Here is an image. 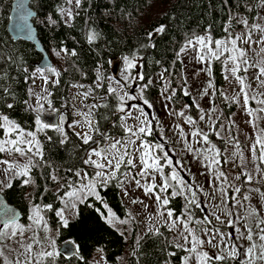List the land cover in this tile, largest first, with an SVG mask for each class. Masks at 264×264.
I'll use <instances>...</instances> for the list:
<instances>
[{
    "label": "trees",
    "instance_id": "trees-1",
    "mask_svg": "<svg viewBox=\"0 0 264 264\" xmlns=\"http://www.w3.org/2000/svg\"><path fill=\"white\" fill-rule=\"evenodd\" d=\"M258 3L259 0H82L81 7L76 9L74 3L69 6L66 0H30V7L36 13V18L33 19L34 26L49 56L61 48H66L69 52V55L61 52L65 63L63 70L60 71V83L55 87L51 83L47 85L52 93L49 96L51 101L49 111L66 110L69 106L70 88L73 85L86 86L92 89L97 97H107L99 104L106 102L109 107L95 109L93 114L100 132L112 137L123 136L124 132L120 127L118 111H116L117 100L114 96H108V86L105 81L104 87L96 86L97 76L109 77L112 59L117 57L121 60L126 56L138 54L141 59L138 73H143L145 76L144 81H137L139 87L149 79L152 81L145 89V98H149L152 102L160 95L164 83L169 82L170 89H176V95L170 100L171 104L175 107L188 105L189 116L194 118L198 108L193 104L191 95L183 94L182 88H187V84L184 83L183 64L176 53L185 39L193 33L204 35L207 30L214 38H222L226 35L223 28L233 16L247 18L249 23H255L259 14ZM11 6L12 0H0V70H6L8 74L6 79L0 80V86L9 87L10 91H14L15 99L11 96L0 99V112L7 114L21 128L28 131L35 128L37 113L24 103L28 100L31 104L28 88L32 86V81L29 80L25 84L26 74L22 68L27 67L30 72L34 71L41 54L31 43L15 41L8 34L7 23ZM61 7L73 9L74 19L71 26L61 19L59 12ZM248 8H252L253 11H248ZM48 17L56 23H50ZM161 24L166 26V30L164 34L154 36L155 47L140 48L142 43H148L147 32ZM232 27L236 33L244 29L242 24L234 20ZM89 31L99 33L92 44L87 41ZM71 51H75L77 55L71 56ZM211 71L216 89L212 102L221 110V116L215 126L221 132L223 119H228L235 112L236 105L226 101L224 95H221L226 84L223 65L220 62H213ZM0 95H3L2 88ZM5 102L13 103L14 108L7 109L4 106ZM65 132L68 134L66 144L59 143L61 136L53 129H46L40 136L44 160L47 163L40 162V166L32 169L30 175L35 181L34 186H24L22 184L24 178L21 177L12 180L11 188H4L1 191L7 202L21 212L20 224L31 223L27 217L31 215L32 203L52 204L53 209L63 207L54 194L59 189V185L50 178L49 174L53 170L55 175L68 181H75L77 178L66 169L87 170L83 159L90 145H84L75 133L68 129H65ZM214 134V131L208 134L209 138H214ZM3 137V130H0V139ZM48 137H51V140ZM95 138L101 139V136L94 135ZM216 141H219L220 147H224L221 139ZM49 164L51 168L48 167ZM64 182L65 180L62 179L61 183ZM45 188L48 189L46 192ZM98 191L117 218L121 220L128 218L121 189L115 186V181L106 188H98ZM41 195H43L42 201ZM184 203V199L177 196L171 199L168 208L173 210L174 216H180ZM97 208L107 214V209L94 197L79 203L76 209L78 215L68 220L67 227L62 226L55 211L43 213L52 230L49 235L56 240L57 250L62 243L71 241L74 242V246H78L77 252L81 256L66 258L60 255L56 259V264H89L97 249L101 250L106 264H118L120 259H123L125 264H165L166 261L168 264H182L185 251L175 247L171 233L165 226L159 228L162 235L147 232L137 238L135 233L127 240L104 222L96 211ZM191 209L193 215L200 213L194 205Z\"/></svg>",
    "mask_w": 264,
    "mask_h": 264
},
{
    "label": "snow or ice",
    "instance_id": "snow-or-ice-1",
    "mask_svg": "<svg viewBox=\"0 0 264 264\" xmlns=\"http://www.w3.org/2000/svg\"><path fill=\"white\" fill-rule=\"evenodd\" d=\"M73 3L75 8L79 9L82 5V0H66V4L69 6L73 5ZM258 7L264 8V0H259ZM248 11H253V9L248 8ZM59 12L65 24L71 26V22L74 19L73 9L71 7H61ZM78 14L77 12L76 15ZM256 18L264 19V17H260L259 14H257ZM48 20L52 24L56 23L51 17H48ZM233 20L238 24H242L245 31L237 34L232 27ZM165 30L166 26L161 24L147 32L146 39L148 43H142L140 48L155 47L154 36L156 34H164ZM223 32L226 33V35L222 38H214L207 30L204 35L193 33L192 36L185 39L176 55L177 58H180L189 51L194 52L195 55L193 59L197 63L207 65V67L199 69L196 74L198 75L199 72H205L209 77L212 75L211 66L213 62H220L223 65V71L225 73L224 79L229 80L232 78L239 84L240 94H242V103L240 96H224V99L231 103H241V107L246 108L249 99L255 100L256 97L250 95L249 90L251 89V84L247 83L249 78L246 75H240V73H248L250 68L257 69L254 78L259 82V86L264 87V60L255 64L250 63L247 50L241 47V45H248L249 49L253 44L257 46L264 45V24L249 23L247 18H237L233 16L224 26ZM254 32L260 33L258 39H253ZM98 36L99 33L89 31L87 35L88 43H94ZM61 52L65 55H69L66 48H61L56 52V55L59 56ZM260 53H264V47H260L257 55ZM70 55L74 57L77 53L71 51ZM137 60L138 54H134L131 57H124L125 75L122 81H112L107 87L108 96H114L117 100L116 111L124 114L119 117L121 121L120 127L124 132V138L112 137L106 133H101L99 127H97L96 121L91 119L92 109L109 107L106 102L103 104H92L89 107L88 113H78L83 116L84 124L87 126L88 131L83 133L76 132L75 135L84 145H95L87 150V155L83 159V164L93 168L94 171L89 173L83 168L66 169V171L72 172L74 177L77 178L75 181H68L63 177L55 175V170H53V172L49 174L50 178L59 185V189H57L54 194L57 199L61 201L63 207L53 209L52 204L32 203L31 215L27 217L31 223L28 225L20 224L17 214L11 209H5L3 212H0V261H2V264H56V259L61 253L56 248L55 238L49 235L52 230L49 228L43 213L55 211V215L59 217L62 226L67 227L69 221L65 213L71 212L74 215H78L75 211L77 209V204L83 203L89 197H94L96 201L107 209V214L101 212L99 208H97L96 211L110 227H115L116 224H127V220H120L117 218L112 209L108 207L107 203L104 201L100 191H98V188H106L113 181H115V186L121 189L124 196L129 195L124 185L134 182L135 187L142 189L145 196L150 195V198L154 197V203L157 205L159 215L161 217L166 216L164 220L165 226H167L169 231L177 230L178 238L182 239L184 242L183 244L175 245V247L182 248L189 254L183 258L184 264H188L193 258L196 264H213L214 261L217 262V264H221V262L225 261H237L238 264H258V262L264 264V226H262L264 225V218H261L255 226L258 231H254L247 223L243 225L244 230L242 231L241 227L237 226L241 219L239 216H237L236 220L229 219L227 221V226L234 229L233 233L225 234L221 232L219 228H201L200 231L207 237V240L201 239L200 236L196 234V229L189 227V224L193 223L191 206L194 205L196 208H201V203L196 199V191L192 190L191 185L187 183L177 171V165L183 168L182 162L179 160L174 162L172 157L169 156V152L165 150L163 144H153L151 141L144 139L152 135V122L156 120L155 116L150 120L148 118V113L145 112L144 108L139 104H131L130 108L126 107L129 101L134 100H141L149 109L153 107L144 96L145 89L152 83L150 79L137 90L136 94H130V92L126 90L132 87L134 81H144L145 79L143 73H137L136 75L132 74L131 70L137 67ZM9 61H11V57H9ZM181 63H183L182 60ZM0 71H2L0 80L6 79L8 75L7 71ZM22 71L26 74L24 77L25 84L31 80L32 85H35L37 79L43 80L44 87H42L41 93H35L32 86L28 88V95L29 97H35L37 106L33 108L28 100L24 101L28 108L37 113L35 118V123L39 126L37 131L53 128V130L61 136L59 143L66 144L68 141V134L62 127L63 117H61V123L56 125L42 123L40 119V115L44 111V103H47L49 107H51V101L48 100V97L51 96L52 93L47 85L51 83V85L55 87L60 83V71L50 65L44 68L36 67L34 71L31 72L27 67H23ZM65 71H67V69H65ZM165 71L168 70L165 69ZM161 76L163 78V74H161ZM50 77H54V79H50ZM109 80H111V78H109ZM184 83H187L186 78H184ZM96 86L98 88L104 87L103 78L100 75L97 76ZM73 87H83V85H73ZM0 88H2L3 93V95H0V99H3L4 96H11L12 99H15V93L14 91H10L9 87L0 86ZM209 89H213L211 95H215L216 89L211 79L208 81L207 88L203 89L202 95H209ZM164 90H168L167 86ZM91 91L92 89H89V92ZM182 91L185 96L191 95V92L186 87H183ZM89 92L82 93L81 95L87 99ZM175 95L176 89H172L170 95L166 96L165 99L171 100ZM221 95H224L223 92H221ZM261 95H264V93H261ZM101 99L106 100L107 97H101ZM257 103L264 105V99L258 100ZM193 104L199 108V104L195 99H193ZM4 106L7 109L14 108V104L11 102H5ZM187 108L188 105H185V109ZM133 110H135V115L133 114ZM213 111H215L214 108L209 109L208 113H205L201 109L199 120L205 121L206 115L209 116L210 119V114ZM259 111L264 112V108H260ZM171 114L184 117V122L188 125H197V121L191 116H185V111L183 110L179 112L173 111ZM248 114L252 115L250 109L248 110ZM129 119L135 121V123L129 124ZM205 122L207 123V121ZM249 123L252 124L254 129L258 128V125L254 122L249 121ZM77 126H81L79 121H75L68 125L70 128H75ZM0 130H3V136L5 137L4 139H0V154H7L10 156L17 154L21 158H27L26 163L23 165L14 161L0 159V165L6 166L4 172L7 177V183L0 181V191H2L3 188H11L13 186L12 180L21 177H24L22 180L24 186H34L35 181L30 175L32 169L40 166V162L47 163L44 160L41 141L37 139L35 132L25 131L16 121L3 112H0ZM209 130L214 131L215 135L220 137V131L216 129L215 124L209 125ZM176 131L179 133L180 140L184 143L185 150L192 152L193 148L188 141L184 129L180 127V125H176ZM93 134L101 136L106 143L102 144L100 140L94 139ZM191 137L196 143L205 145L210 143L208 134L199 127L193 128ZM161 138L165 139L164 137ZM220 138L223 139V137ZM48 139L51 140V137H48ZM235 146L238 148L239 143L237 142ZM196 151L201 152L204 160L207 161L206 167L208 168H214L221 163V152L215 145H211L203 151H201V149H196ZM250 151L253 159H258L261 164H264V129L259 130L254 143L250 146ZM240 155L241 159H243L242 154ZM228 162V160H224L225 164ZM48 167L51 168V165L49 164ZM166 167L171 170L167 174L165 173ZM132 169L138 170L135 175L130 171ZM10 172L12 176L8 177L7 174ZM216 173L215 179L224 178V182L227 183V177L224 172L217 169ZM241 175L246 177L247 183H251L252 176L250 174L238 173L236 179L239 180ZM157 177H159V183L157 182ZM62 179L65 180L64 183H61ZM170 189L171 192H169ZM47 190L48 189L45 188V192ZM61 190H63V194H61ZM199 190L203 191L202 188ZM218 190L222 193V197H227L228 193L224 188L221 187ZM240 191L241 189L239 187L234 188L236 194H239ZM256 191H258V189ZM177 196H183L186 201L185 211L182 216H174L173 210L168 208L171 199ZM40 199L41 201L43 200V195H41ZM232 199L235 201L233 207H236V205L243 206L235 195L232 196ZM249 199L250 197L247 195L243 197L245 201ZM132 203L143 204L144 202L142 200L132 199ZM222 203L226 204L223 199ZM0 206H2V202H0ZM144 207L147 208L148 205L144 204ZM215 207L218 208L219 205ZM161 209H163V211H161ZM252 214L258 215L255 209L252 210ZM211 215L214 216L219 223H225L215 212L211 213ZM227 215L231 217L233 213L228 212ZM194 223L196 225H210L212 221L208 216H205L203 220H195ZM148 232H151L153 235H162L159 228L150 227ZM26 233H31V235L27 237V241L24 239ZM40 233L44 235L41 236ZM185 233L187 234L185 235ZM120 234L123 235V232ZM234 234H236L239 239L248 241V245L246 247L237 245L233 240ZM226 235L227 241H232L231 244L225 240ZM254 237L260 241L259 244L254 242ZM9 241L18 243L22 249L15 261L9 260L5 256V249L8 251H16L9 247ZM213 241H216V243H213ZM66 243L69 245L65 251V256L67 258L74 255V242L68 241ZM206 243L214 248L220 249L224 254L210 256L208 252L203 251ZM137 245H139V240H137ZM221 245H223V248H221ZM75 247L76 250H78V246ZM170 255H175V253H170ZM20 257H23V259H20ZM165 264H168V262L166 261Z\"/></svg>",
    "mask_w": 264,
    "mask_h": 264
},
{
    "label": "rangeland",
    "instance_id": "rangeland-1",
    "mask_svg": "<svg viewBox=\"0 0 264 264\" xmlns=\"http://www.w3.org/2000/svg\"><path fill=\"white\" fill-rule=\"evenodd\" d=\"M259 16L264 17V8L259 7ZM255 23L264 24V19H257ZM245 31V29L240 30L237 34ZM260 33L254 32L253 39H258ZM247 50L248 58L250 63L255 64L261 60H264V53H259L260 47H264V45L257 46L255 44L249 49L248 45H241ZM194 52H187L183 54L179 59L183 61V77L187 79V88L191 92V96L196 102L199 104L198 113L194 115V120L197 121V125L191 126L184 122V117H179L177 115L171 114L173 111L179 112L181 110L185 111V116H189L188 109H185V106L175 107L171 104L170 100L165 99L166 96L170 95L172 89H170V83H164L161 93L158 98L154 99L152 102H149L153 105L151 109H149L146 105L143 104L141 100H134L129 101L126 105L127 108L131 107V104H139L148 113V118L151 120L153 116L156 117V120L153 121V131L152 135L149 137H145V140L151 141L153 144L160 143L164 145L166 151L169 152V156L172 157L173 161H181L183 164V168L177 165L178 173L184 178V180L189 183L192 187L193 191H196L197 196L196 199L200 201L201 208H197L200 212L199 214L195 213L193 215V223L189 224L190 228L196 229V234L200 236L201 239L207 240V237L204 236L203 232L200 231L201 228L209 227L212 229L219 228L221 232L233 233L234 229L229 228L227 226V221L229 219L236 220L237 216L241 219L237 226L241 227L243 231V225L247 223L250 227L253 228L254 231H258L256 229V224L261 218H264V164H261L258 159L252 158V153L250 151V146L254 143L255 138L260 129H264V112L259 111L260 108H264V105L257 103L258 100L264 99V87L259 86V82L255 80V74L257 69L250 68L248 73H240V75H246L249 79L247 83L251 84L250 95L255 96L256 99L252 100L249 99L248 105L246 108L241 107L242 103V94H240V86L239 84L232 78L226 80L225 89H224V96L232 97V96H240L241 103H235L236 110L235 112L228 118L223 119V124L220 127V137H217L214 134V138H209L210 143L205 145L202 143H196V141L191 137V132L194 127H199L202 131L206 132L207 134L212 133L213 131L209 130V125L215 124L217 119L221 116V110L219 107L213 105V89H209V95H202L203 89L207 88L209 79L212 80V76L209 77L205 72H199V69L207 67L206 64L197 63L193 57ZM53 63V67H55L58 71H62L64 68V56L63 53L60 55H56L55 52H52L50 55ZM140 57L136 61L137 67L132 69V74L136 75L138 73V68L140 66ZM125 69L124 59H121V66L118 73V78L114 79L111 74L109 77L103 78V82L105 81L107 86L112 81L120 80L122 81ZM225 74V73H224ZM111 78V80H109ZM50 79H54V77H50ZM167 86V91H165V87ZM34 88L35 93H41L42 87H44L43 80L37 79L35 85H32ZM141 87V86H140ZM137 81H134L132 87L126 89L130 92V94H136L137 90L140 88ZM89 92V88L86 86L83 87H71L69 90V106L66 110L63 111V114L58 118V123H61V117H63L62 127L64 130L68 129L69 131L76 133V132H87V126L84 124V118L82 115L78 113H88L89 107L92 104H99L102 99L97 97L98 95L94 92H89L87 99L84 98L82 93ZM46 95V94H45ZM49 100V97H48ZM31 105L35 108L36 99L35 97H30ZM43 102V101H42ZM49 105L44 103V111L41 113L42 115L46 114H54V112L49 111ZM215 109V111L211 112V118L209 116H205V121L199 120L200 110L202 109L205 113H208L209 109ZM252 111V115L248 114V110ZM94 111L92 109V116L91 119H94ZM133 114L135 115V110H133ZM124 115L123 113L118 112V117ZM120 120V119H119ZM75 121H79L81 126H77L75 128L68 127L69 124H72ZM249 121L254 122L258 125V128H253L252 124ZM43 123V122H42ZM121 123V121H120ZM129 124L135 123V121L129 119ZM176 125H180L184 129V132L188 138L189 143L191 144L193 151L188 152L185 150L184 143L179 138V133L176 131ZM39 126L35 125V128L28 131H33L36 133L37 139L39 140L40 136L46 129L41 131H37ZM53 129V128H49ZM162 130V131H161ZM95 135V134H93ZM164 137L165 139H162ZM3 137L2 139H4ZM117 138H124L123 136H117ZM154 138V140H151ZM96 139V138H95ZM221 139L224 143V149L219 146V140ZM100 140L102 144L106 143L103 141L102 137ZM239 143V147L237 148L235 145ZM211 145H215L217 149L221 152V163L216 165L214 168L206 167L207 161L204 160L203 155L201 152H197L196 149H201V151L207 149ZM95 145H90V147ZM89 147V148H90ZM174 150V151H173ZM243 159H241V155ZM95 158V157H94ZM3 160L14 161L23 165L26 163L27 158H21L17 154L7 155L2 154ZM224 160H228L227 164L224 163ZM5 165H0V181H4L7 183V177L5 175L4 169ZM86 171H94L93 168L86 166ZM222 171L225 173L227 177V183L224 182V178L215 179L216 170ZM127 170V169H126ZM133 175H135L137 169L130 170ZM171 170L169 168H165V173H169ZM238 173H248L252 176L251 183L246 182V177L241 175L239 180L236 179V175ZM8 177L12 176V173L7 174ZM24 178V177H22ZM139 178V177H137ZM157 182L159 183V177H157ZM124 187L127 189L129 195L124 196L121 191V197L127 207L128 218L124 219L127 220V224H116L114 229H116L119 233L123 232V236L128 240L132 237L133 234L136 233L137 238L142 237L145 233L148 232L150 227L153 228H160L161 226H165L164 220L165 217H161L157 211V205L154 203V197L150 198L149 196H145L142 189H138L135 187L133 183H126ZM224 188L228 195L227 197H222V193L218 190L220 188ZM239 187L241 189L239 194L234 192V188ZM203 189L200 191L199 189ZM4 189V188H3ZM258 189V191H256ZM171 192V189L169 190ZM190 195L189 193H186ZM236 196L242 203V207L240 205H236L235 201L232 199V196ZM247 195L250 197L249 200H243V197ZM183 199L184 197L181 196ZM132 199L142 200L144 203H132ZM222 199L226 202L222 203ZM185 201V199H184ZM79 204V203H78ZM77 204V205H78ZM144 204H147L148 207L145 208ZM219 205V207H215ZM227 205V206H226ZM186 201L184 203L182 214L185 211ZM255 209L258 215L252 214V210ZM193 211V209H191ZM76 211V210H75ZM163 211V209H161ZM215 212L216 215H219L225 223L221 224L216 221L215 217L211 215V213ZM228 212H232L233 215L230 217L227 215ZM182 214L180 216H182ZM65 216L68 220L74 218V214L71 212H66ZM205 216H208L211 219L212 223L210 225H196L194 223L195 220H203ZM183 218V217H182ZM119 219V218H118ZM121 220V219H120ZM264 226V225H262ZM167 228V226H165ZM172 240L174 244H183V240L178 238V231L173 230L170 231ZM187 233H185L186 235ZM31 233L25 234V241H27V237L30 236ZM43 236V233H40ZM225 240L227 241V235L225 236ZM233 240L237 245L247 246L248 241L241 240L238 238L236 234L233 235ZM229 244L232 241H227ZM254 242L257 244L260 241L254 237ZM216 243V241H213ZM9 247L15 249L16 251H8L5 249V256L12 261H15L18 258V254L22 249L18 243L13 241L8 242ZM223 248V245H221ZM38 250V249H35ZM203 251L208 252L210 256H215L217 254H224L220 251V249L214 248L211 245L205 244ZM189 255L185 251V256ZM23 259V257H20ZM2 264V261H0ZM89 264H106L103 259V255L100 249H97L89 261ZM118 264H125L123 259H120ZM184 264V261H182ZM188 264H196L195 259H191ZM213 264H217V262H213ZM221 264H238L237 261H225L221 262ZM260 264V262H258Z\"/></svg>",
    "mask_w": 264,
    "mask_h": 264
},
{
    "label": "water",
    "instance_id": "water-1",
    "mask_svg": "<svg viewBox=\"0 0 264 264\" xmlns=\"http://www.w3.org/2000/svg\"><path fill=\"white\" fill-rule=\"evenodd\" d=\"M36 18V13L30 7V0H12L11 11L9 15V21L7 23V32L15 40H22L29 42L34 45L37 52L41 54V59L37 63L36 67L44 68L45 66H52V60L43 47L42 43L39 40L37 30L34 26L33 19ZM121 66L120 58H114L111 61L110 74L114 79L118 78L119 69ZM63 114V111H57L54 114H46L40 117L43 123H48L50 125L58 124V118ZM0 212H3L5 209H11L17 214L18 222L22 220L21 212L14 206L10 205L5 199L3 193L0 191ZM69 245L65 242L62 243L58 251L61 255L65 256V251ZM74 255L80 258V254L77 252L75 246L73 247ZM71 256V257H72ZM66 257V256H65Z\"/></svg>",
    "mask_w": 264,
    "mask_h": 264
}]
</instances>
